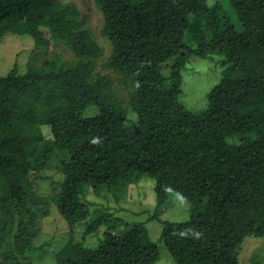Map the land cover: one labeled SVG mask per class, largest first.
Here are the masks:
<instances>
[{
	"label": "trees",
	"instance_id": "trees-1",
	"mask_svg": "<svg viewBox=\"0 0 264 264\" xmlns=\"http://www.w3.org/2000/svg\"><path fill=\"white\" fill-rule=\"evenodd\" d=\"M95 1L113 46L109 67L133 84L129 110L111 79L96 73L103 48L76 5L0 0V41L27 34L36 49L63 42L76 56L0 77V204L9 224L3 235L17 211V247L23 254L32 246L31 172L64 150L70 158L58 210L69 223L81 222L85 236L109 230L96 247L72 238L57 264H156L159 245L145 222L115 231L123 219L111 211L92 216L84 197L87 185L100 194L145 175L156 179L158 208L170 192L193 204L190 220L164 221L161 240L177 264H240L245 239L264 237V0H228L241 31L220 2ZM191 54H224L229 64L200 110L180 99Z\"/></svg>",
	"mask_w": 264,
	"mask_h": 264
},
{
	"label": "rangeland",
	"instance_id": "rangeland-1",
	"mask_svg": "<svg viewBox=\"0 0 264 264\" xmlns=\"http://www.w3.org/2000/svg\"><path fill=\"white\" fill-rule=\"evenodd\" d=\"M63 3L74 4L87 18V27L93 37L103 48V55L97 58L96 73L106 75L111 79V88L123 105L129 110L134 88L132 81L123 72L109 67L113 46L103 33L105 16L95 0H61ZM220 2L223 15L230 16L238 30H243L241 23L234 16L228 0H208L211 5ZM46 36L48 30L44 29ZM34 37L8 33L0 41V77L7 75L17 67L19 72H26L31 63L46 65L55 60L58 55L64 61L76 60L73 51L63 42L53 43L42 51L36 49ZM224 54H210L202 57L191 54L183 69L184 84L180 99L188 107L200 110L208 106V94L222 80L229 64L225 62ZM130 121L135 114L130 110ZM137 116V114H136ZM130 123V122H129ZM69 154L64 150H56L51 159L41 169L32 171L33 191L29 200V212L26 218L30 230L32 246L22 254L16 244L19 231V215L13 214L10 227L11 233L5 236L4 228L8 227L6 212L0 204V264H57V253L73 238L83 241L89 247L101 243L108 225L99 231L85 236L81 222L71 224L57 208L56 197L62 191L65 174L63 163L69 160ZM156 179L145 175L133 180L118 189H105L100 194L90 186H86L85 200L90 203L92 216L105 211H111L123 219V223L114 228L119 231L134 223L145 222L150 237L157 242L160 255L156 264H177L174 255L161 240L164 221L185 222L192 218L194 210L192 202L177 197L170 192L166 204L160 208L157 205ZM200 203V209L207 198ZM196 207V206H195ZM12 209V207L10 206ZM156 215V216H155ZM240 264L260 262L264 264V237L248 236L242 244Z\"/></svg>",
	"mask_w": 264,
	"mask_h": 264
}]
</instances>
